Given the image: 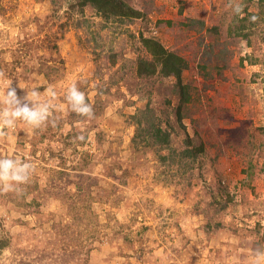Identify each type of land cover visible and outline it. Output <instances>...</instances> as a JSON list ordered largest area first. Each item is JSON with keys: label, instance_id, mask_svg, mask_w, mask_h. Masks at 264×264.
I'll use <instances>...</instances> for the list:
<instances>
[{"label": "rangeland", "instance_id": "374dc122", "mask_svg": "<svg viewBox=\"0 0 264 264\" xmlns=\"http://www.w3.org/2000/svg\"><path fill=\"white\" fill-rule=\"evenodd\" d=\"M124 1L142 15L106 19L76 0H0V71L18 95L56 92L55 126L18 122L0 140V158L34 169L27 183L0 191V236L8 239L0 264H251L264 251V20L254 19L246 40L228 33L230 0ZM257 1L231 3L242 5V17ZM140 37L187 61L190 103H180L173 76L137 73L139 60L150 59ZM210 45L225 65L212 67V54L202 70ZM72 83L92 119L68 106ZM146 105L154 121H172L178 148L184 130L192 145L204 143L190 172L171 164L163 173L150 147L131 145L132 115ZM85 193L92 200L76 205Z\"/></svg>", "mask_w": 264, "mask_h": 264}, {"label": "trees", "instance_id": "16d2710c", "mask_svg": "<svg viewBox=\"0 0 264 264\" xmlns=\"http://www.w3.org/2000/svg\"><path fill=\"white\" fill-rule=\"evenodd\" d=\"M251 1V0H245ZM78 2L79 7L85 4H89L94 7L97 14L102 15L104 18H136L142 15L141 11L135 10L131 8L124 0H76ZM258 10L257 11H247L242 17H238L236 14L234 16L233 25L228 27V33L231 35L242 36L244 39L248 40L250 32L246 31L247 28L255 26V21L251 18L255 17L259 19V21L264 20V0H258ZM236 20V21H235ZM202 24V22H201ZM141 45L144 47L147 52L150 54V59H140L137 66V73L140 76L145 77H155L164 78L168 76H173L175 78L174 82V90L177 94L180 103L185 105L190 103L192 98V90L190 89V85L187 83H183L181 80V72L183 69L187 67V61L179 54L174 51H170L166 49L159 41L151 37H140ZM217 41V40H216ZM213 46H207L203 51V58L200 64L204 70L207 66H209L212 60V54H214L216 66L214 67L216 70L219 67L222 68L225 65V57L222 54V50L215 51L213 53ZM207 73V71H206ZM158 74V75H156ZM181 107V105H179ZM179 107L178 112H179ZM181 120L182 114L179 113L178 116ZM133 123L135 126L134 133L131 137V145L134 148H138L140 146L150 147L156 153V158L164 165L163 173H167V168L171 166V164H175L178 169L182 170V173H188L191 171L192 166L194 165L195 157L203 151L204 143L200 141L195 145H192L193 139L190 137L186 131L184 130V137L182 140L181 147L179 148L175 144V140L172 141L173 136L171 130H173L172 121H154L155 116L151 113V110L148 109V105L144 108L138 110L135 114L132 115ZM180 125L181 121H177ZM264 132V128H263ZM125 177L122 178V183H118L122 185L124 182L126 183ZM79 188V186L75 185ZM76 188V189H78ZM89 198L87 199H79L77 198L76 205L80 202L90 201L92 200V196L90 193H85ZM110 194V192H108ZM115 200L110 198V195H104V199L102 202H110L113 206H115ZM109 203V204H110ZM222 206H225L223 204ZM71 211H73V218L77 220L75 223L77 231L80 229L82 216L77 215L78 212L76 210L77 207L73 206ZM88 211H91L89 209ZM92 224V221L84 222L83 225H87L86 230L90 229L89 226ZM208 228L210 227V222L207 223ZM76 232V230H75ZM94 235H92L93 237ZM8 239H6L3 235L0 236V252L7 247Z\"/></svg>", "mask_w": 264, "mask_h": 264}, {"label": "clouds", "instance_id": "9594fccd", "mask_svg": "<svg viewBox=\"0 0 264 264\" xmlns=\"http://www.w3.org/2000/svg\"><path fill=\"white\" fill-rule=\"evenodd\" d=\"M229 7H232L236 14L242 12V5L233 6L231 0ZM252 19L254 20L255 17ZM55 98L56 92L51 87L47 89L44 99L35 89L30 93L25 91V95H18L17 88L12 86V79L0 71V140L8 136V130L16 129L18 122L32 129H39L49 123L55 126L56 121L53 116ZM65 100L71 111L77 115L88 119L94 117L92 105L75 83L67 88ZM77 139L83 140L84 136L80 135ZM33 170V165L22 159L0 158V191H12L19 185L27 183ZM251 264H264V251L256 249Z\"/></svg>", "mask_w": 264, "mask_h": 264}]
</instances>
